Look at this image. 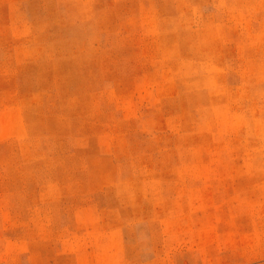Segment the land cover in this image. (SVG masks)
<instances>
[{
  "label": "rangeland",
  "instance_id": "rangeland-1",
  "mask_svg": "<svg viewBox=\"0 0 264 264\" xmlns=\"http://www.w3.org/2000/svg\"><path fill=\"white\" fill-rule=\"evenodd\" d=\"M0 264H264V0H0Z\"/></svg>",
  "mask_w": 264,
  "mask_h": 264
}]
</instances>
